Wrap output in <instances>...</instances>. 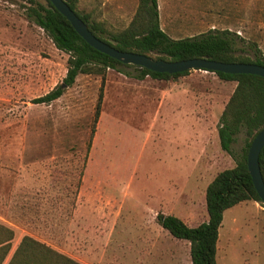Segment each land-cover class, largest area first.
Returning a JSON list of instances; mask_svg holds the SVG:
<instances>
[{
    "label": "rangeland",
    "instance_id": "374dc122",
    "mask_svg": "<svg viewBox=\"0 0 264 264\" xmlns=\"http://www.w3.org/2000/svg\"><path fill=\"white\" fill-rule=\"evenodd\" d=\"M137 4L80 0L78 7L115 31ZM157 5L159 25L173 38L229 29L243 38L242 53L252 42L264 53V0ZM22 6L0 0V224L13 231L9 254L29 235L82 264H190L188 241L162 228L158 214L189 226L207 219L205 188L234 165L217 127L236 81L203 69L137 79L107 68L90 138L101 76L79 74L56 100L32 103L63 82L68 54ZM242 145L239 132L231 147ZM218 232L217 264H264L262 202L227 208Z\"/></svg>",
    "mask_w": 264,
    "mask_h": 264
},
{
    "label": "trees",
    "instance_id": "16d2710c",
    "mask_svg": "<svg viewBox=\"0 0 264 264\" xmlns=\"http://www.w3.org/2000/svg\"><path fill=\"white\" fill-rule=\"evenodd\" d=\"M22 1L26 20L40 27L56 48L68 54L67 70L62 82L65 86L72 85L79 74L101 76L90 138L100 113L107 68L117 69L137 79L146 76L156 79H175L189 72V70L175 73L156 72L120 62L85 42L49 0ZM65 2L96 37L122 51L173 61L206 57L222 62H246L264 66V53L258 45L252 42L251 53H242L243 38L229 29L211 28L198 35L171 37L159 25L157 0H138L130 23L125 28L115 31L107 29L101 21L93 18L92 12L80 10L78 7L80 0H65ZM215 74L224 80L236 81L235 88L220 114L217 127L220 147L232 155L234 165L219 171L207 184L205 221L189 226L176 215L158 214L162 228L172 236L188 241L191 264H217L218 230L223 212L227 208L246 200L261 202L248 172L246 158L251 140L256 132L264 127V77L249 73L231 74L220 71ZM62 83L45 94L32 98L31 102L49 104L56 100L64 92ZM239 132L244 133V145L239 151H235L231 145ZM89 144L90 142L87 144L88 148ZM258 161L264 181V146L259 153ZM0 233H3L2 236L0 235V264H82L29 235H23L9 254L13 231L0 224Z\"/></svg>",
    "mask_w": 264,
    "mask_h": 264
},
{
    "label": "water",
    "instance_id": "95a60500",
    "mask_svg": "<svg viewBox=\"0 0 264 264\" xmlns=\"http://www.w3.org/2000/svg\"><path fill=\"white\" fill-rule=\"evenodd\" d=\"M65 18L71 23L76 32L100 52H103L116 60L147 68L156 72L175 73L190 69H203L211 72L224 73H249L264 77V66L246 62H222L206 57L187 58L183 60H165L152 58L148 55L122 51L96 37L81 18L69 7L65 0H49ZM62 86H65L62 84ZM264 146V127L254 135L248 148L246 164L251 176L254 188L264 204V181L259 166V153Z\"/></svg>",
    "mask_w": 264,
    "mask_h": 264
},
{
    "label": "crops",
    "instance_id": "0c3cea01",
    "mask_svg": "<svg viewBox=\"0 0 264 264\" xmlns=\"http://www.w3.org/2000/svg\"><path fill=\"white\" fill-rule=\"evenodd\" d=\"M12 241H13V240H12ZM18 241H19V240H17V241H16V243L14 244V246H13V247H15V246H16V244L18 243ZM12 250H13V249H12ZM8 257H9V255L7 256V258H8ZM7 258H6V259H7ZM189 263L191 264V261H189Z\"/></svg>",
    "mask_w": 264,
    "mask_h": 264
}]
</instances>
